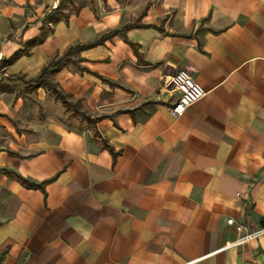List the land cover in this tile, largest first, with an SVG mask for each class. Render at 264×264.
<instances>
[{
	"label": "crops",
	"instance_id": "obj_1",
	"mask_svg": "<svg viewBox=\"0 0 264 264\" xmlns=\"http://www.w3.org/2000/svg\"><path fill=\"white\" fill-rule=\"evenodd\" d=\"M0 264H264V0H0Z\"/></svg>",
	"mask_w": 264,
	"mask_h": 264
},
{
	"label": "built area",
	"instance_id": "obj_2",
	"mask_svg": "<svg viewBox=\"0 0 264 264\" xmlns=\"http://www.w3.org/2000/svg\"><path fill=\"white\" fill-rule=\"evenodd\" d=\"M173 82L176 89L180 91L177 101L170 108V111L175 116L182 115L190 105L206 94V91L197 84L193 75L185 69H180L175 73ZM227 221L231 224L235 222L233 218H228Z\"/></svg>",
	"mask_w": 264,
	"mask_h": 264
},
{
	"label": "trees",
	"instance_id": "obj_3",
	"mask_svg": "<svg viewBox=\"0 0 264 264\" xmlns=\"http://www.w3.org/2000/svg\"><path fill=\"white\" fill-rule=\"evenodd\" d=\"M102 39H98L97 41H96V43H99L100 41H101ZM94 43H90V44H76V45H74V46H70L67 50H66V52L62 55V56H60V57H58V58H56V59H53L52 61H50L43 69H42V72H41V74L39 75V77L35 80L37 83H39V84H45V85H47V86H51L53 89H56V86H55V84L53 83V82H51L46 76H47V73L51 70V69H57L61 64H62V62L66 59V56L73 50V49H84V48H86V47H89V46H91V45H93ZM57 90V89H56ZM58 91V95H59V97H61L62 99H64V101L66 102V103H68V100H67V96H66V94L65 93H63L62 91H60V90H57ZM83 115H85L84 113H83ZM22 180L24 181V182H26V184H28V185H32L30 182H28L27 180H25V179H23L22 178Z\"/></svg>",
	"mask_w": 264,
	"mask_h": 264
}]
</instances>
